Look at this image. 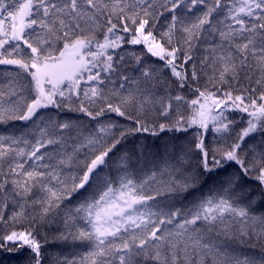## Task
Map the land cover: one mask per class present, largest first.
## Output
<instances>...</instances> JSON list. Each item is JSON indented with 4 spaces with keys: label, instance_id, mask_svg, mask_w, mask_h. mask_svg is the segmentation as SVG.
I'll list each match as a JSON object with an SVG mask.
<instances>
[{
    "label": "snow or ice",
    "instance_id": "1",
    "mask_svg": "<svg viewBox=\"0 0 264 264\" xmlns=\"http://www.w3.org/2000/svg\"><path fill=\"white\" fill-rule=\"evenodd\" d=\"M0 128V251L44 264L40 229L62 224L74 250L50 264H264L233 247L264 242V0H0ZM190 130L147 169L109 163L130 136Z\"/></svg>",
    "mask_w": 264,
    "mask_h": 264
},
{
    "label": "trees",
    "instance_id": "2",
    "mask_svg": "<svg viewBox=\"0 0 264 264\" xmlns=\"http://www.w3.org/2000/svg\"><path fill=\"white\" fill-rule=\"evenodd\" d=\"M163 22V21H162ZM167 77V74H166ZM203 83V81H201ZM175 95V91L172 93ZM184 95L188 99H192V97L187 90H185ZM74 115V114H73ZM176 113L173 112L172 116L175 117ZM113 120H118V123L125 124L126 122L117 118L114 115L111 117ZM160 122H163L162 120ZM87 123V121H85ZM14 127L20 128L23 127L21 122H14ZM245 124H239L233 135L238 133ZM0 130H3L0 128ZM194 132L190 130L187 134L181 133H170L164 132L158 137H153L147 134H137L135 136L128 137L125 141H123L114 153L111 155L110 165H113L118 161V158L125 153H127L133 162V166L139 169L143 166L145 169L151 166V163L159 162L161 158H164L169 154H178L181 151L180 146L188 145V141L192 138ZM259 136L255 138H248L246 142V147L248 145L255 144L259 140ZM213 140L212 134H209L207 137V142L211 144ZM168 149V152H165V149ZM190 171L196 170L197 168V160L195 157L191 159V164L188 165ZM237 171L236 165H231L227 167L225 170L218 171L215 175L203 176L200 177V184L198 189L190 190L187 193H183L178 196H174L171 198V203L174 208L181 207H189L191 204L200 196L205 195L209 192L210 189L220 186V182L230 176L233 172ZM114 174V173H113ZM103 175V173H102ZM245 189L248 188H256V185L250 181H246L243 185ZM90 191V190H89ZM88 195V193H82L81 195L75 196L73 198L72 203L76 204L84 196ZM254 198L257 199V204L254 205L255 214L260 215L264 213V207L261 206V201L259 199V191L253 194ZM161 203H168V198H161ZM63 230L62 224H52L50 226H45L40 229V232L47 236L50 243L43 249L46 253V259L44 264H50V259L48 257L55 256L57 254H67L74 250L73 245L68 242H52L53 236L58 234V231ZM3 229H0L2 232ZM255 244V248L251 247V245ZM233 247L237 249L238 253L243 252L245 255H255L257 257L261 254V248H264V242L257 243L255 240L249 241L247 245L236 242L233 244ZM30 256L31 253L25 249L22 253H8L6 251H0V264H30Z\"/></svg>",
    "mask_w": 264,
    "mask_h": 264
}]
</instances>
